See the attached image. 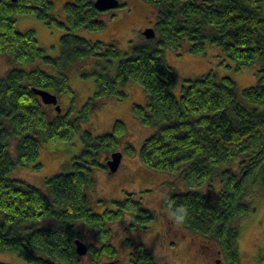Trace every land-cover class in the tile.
Wrapping results in <instances>:
<instances>
[{"label": "trees", "instance_id": "1", "mask_svg": "<svg viewBox=\"0 0 264 264\" xmlns=\"http://www.w3.org/2000/svg\"><path fill=\"white\" fill-rule=\"evenodd\" d=\"M144 1L158 12L156 38L121 60L111 77L106 67L120 58L118 47L76 35L83 29L104 28L95 0H65L61 10L54 0H0V56L12 64L6 76L0 75V252L17 253L31 264H79L76 242L89 229L97 242L88 246L92 263L122 264L107 226L123 221L125 214L132 217L131 227L140 230L154 220L134 195L102 215L89 207L93 171L105 167L102 160L126 134L123 122H116L109 135L94 137L81 132L93 99L76 118H52V106L33 92L73 96L67 69L96 60L105 69L90 73L96 82L95 98H124L120 86L130 81L144 88L149 98L146 105L132 108L134 116L154 130L140 151V161L152 171L180 178L186 187L165 196L170 214L191 233L219 244L228 264H238L237 224L256 212L249 199L264 197V0ZM61 12L66 23L55 16ZM18 15H33L49 27L66 29L60 56H47L35 31H19ZM185 42L196 55L216 49L237 71L258 64L256 86L240 91L230 77L219 78L210 71L184 80L181 98L175 97L177 76L164 53L180 51ZM78 135L83 146L73 171L48 179L46 191L11 178L19 166L40 167L41 144L67 142ZM233 164L238 170L230 167ZM216 182V195L203 191ZM129 245L134 249L132 264H157L143 244Z\"/></svg>", "mask_w": 264, "mask_h": 264}, {"label": "rangeland", "instance_id": "2", "mask_svg": "<svg viewBox=\"0 0 264 264\" xmlns=\"http://www.w3.org/2000/svg\"><path fill=\"white\" fill-rule=\"evenodd\" d=\"M64 1L54 0L55 8L61 10ZM119 3L121 5L118 9L101 14L100 20L104 25L102 30L90 32L83 29L76 33L78 37L85 38L93 44L102 42L118 47L120 58L113 60L111 67H106L111 77H115L119 62L133 56L135 49L147 40L143 32L147 28H155L158 13L144 0H119ZM261 8V14L264 16V1ZM55 16L60 22L66 23L67 16L64 12ZM15 19L19 31H35L40 48L45 49L47 56L50 58L60 56L61 39L67 33L66 29L49 27L33 15H18ZM164 55L167 65L173 67L177 76L172 88V94L177 98H181L184 80L198 79L210 71H214L219 78L230 77L238 84L240 91L257 84L256 71L260 68L258 64L237 71L232 62L222 58L221 54L211 47L203 54L196 55L190 53V44L185 42L180 51L167 50ZM95 62L96 60L79 62L67 69L74 95H58L62 114L56 112L55 105L49 108L52 118L59 115L76 118L86 103L93 99L92 112L87 124H83L81 132L89 131L94 137L109 135L116 120L124 121L126 134L117 140L116 149L102 160L105 167L95 168L93 171L95 187L88 196L89 207L95 214L102 215L104 211L117 209V202L134 195V199L152 212L154 220L147 224L145 229L140 230L131 227L132 217L125 214L123 221L107 226L111 230L112 244L118 251V259L122 264H132L131 255L134 249L129 245L131 242L134 246L143 244L147 247L157 264H215L217 260L220 264H228L219 244L191 233L183 224L176 221L164 204L165 196L169 192L186 190L184 182L166 172L152 171L140 161V151L146 140L154 133L153 128L144 126L134 116L132 109L134 106L148 103L149 98L144 88L130 81L120 86L125 93L124 98L117 99L110 96L95 98L96 82L90 73L95 70L102 72L105 69L101 68L102 63ZM11 67L12 64L5 57L0 56L2 77L6 76ZM41 145L38 161L40 167H35L34 164L19 166L11 178L22 180L27 185L46 191L48 179L58 174L67 175L73 171V163L80 155L83 144L78 135L67 142H45ZM115 152L123 153L121 160L123 162L117 172H112L107 162ZM230 167L238 170L236 164ZM219 188V183L216 182L203 191L216 195ZM250 202L256 205V212L244 217L237 224L241 233L236 242L238 264H264L261 260L264 255V197L262 195L260 198H250L248 203ZM168 223L172 226L170 231H168ZM80 240L87 246L97 245L95 232L89 229L85 230ZM80 261L79 264H94L89 255L83 256ZM0 263L31 264L23 261L13 252H0Z\"/></svg>", "mask_w": 264, "mask_h": 264}, {"label": "water", "instance_id": "3", "mask_svg": "<svg viewBox=\"0 0 264 264\" xmlns=\"http://www.w3.org/2000/svg\"><path fill=\"white\" fill-rule=\"evenodd\" d=\"M12 1L18 2V0H12ZM94 4L96 9L101 13H104L105 11H114V9H118L121 5L119 3V0H95ZM143 34L146 37V39L156 38V34L154 32V29L152 28H147V30H145ZM33 92H35V94L41 98L42 103L51 106L55 105L56 112L62 114L61 106L58 102L59 97L57 94L55 93L53 94L47 90L42 91L38 89H33ZM122 156H123L122 153H117V152L113 153L110 161L107 162L109 170H111L112 172L118 171V169L121 166ZM76 250L81 258L83 256L88 255L89 253L88 246L84 242H81L80 240L76 242Z\"/></svg>", "mask_w": 264, "mask_h": 264}, {"label": "flooded vegetation", "instance_id": "4", "mask_svg": "<svg viewBox=\"0 0 264 264\" xmlns=\"http://www.w3.org/2000/svg\"><path fill=\"white\" fill-rule=\"evenodd\" d=\"M119 121H122L123 124H124V121H123V120H120V119H119V120H116V122H119ZM116 122H115V123H116ZM125 128H126V127H125ZM122 154H123V153H122ZM121 162H123V161H121ZM168 224H169L168 231H170V230L172 229V226H170V223H168ZM215 264H220V261L217 260Z\"/></svg>", "mask_w": 264, "mask_h": 264}, {"label": "clouds", "instance_id": "5", "mask_svg": "<svg viewBox=\"0 0 264 264\" xmlns=\"http://www.w3.org/2000/svg\"><path fill=\"white\" fill-rule=\"evenodd\" d=\"M178 219H183V218H179V217H178Z\"/></svg>", "mask_w": 264, "mask_h": 264}]
</instances>
